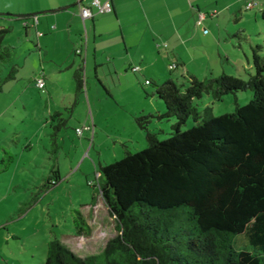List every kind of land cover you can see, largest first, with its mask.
Instances as JSON below:
<instances>
[{
    "label": "rangeland",
    "instance_id": "1",
    "mask_svg": "<svg viewBox=\"0 0 264 264\" xmlns=\"http://www.w3.org/2000/svg\"><path fill=\"white\" fill-rule=\"evenodd\" d=\"M90 2L81 3L90 6ZM248 2L256 4L246 8ZM81 3L65 11L78 15ZM152 3L163 8L161 0ZM167 3L182 12L177 23L185 25V32L191 28L192 34H196L194 42L199 44L196 51L205 56L202 60L208 65V71L201 75L203 62L197 59L191 63L198 78L225 72L246 79L254 73L246 57L250 62L251 46L255 44L260 46L258 53L264 56V0H168ZM197 6L206 14L199 25L195 17ZM211 12L218 14L210 16ZM21 22L13 18L8 21V25H16L4 40V45L13 48V61L0 64V78L11 63L16 62L19 68L16 80L5 82L0 92V264H41L46 258L48 241L55 237L79 256L98 253L105 241L116 234L115 221L99 193L101 166L122 158L127 151L145 148L147 131L155 133L159 140L170 135L175 120L158 117L165 111V105L154 93L155 84L167 78L179 83L185 79L178 75V70H168L169 47L156 46L164 44L162 35L153 33L144 20H139V31L132 40L139 43L145 54L142 58L139 53L142 68L139 80L127 69L128 75L111 87L101 72L97 78L92 71L88 75L90 88L84 75L83 90L74 100V81L67 74L70 68L49 72L48 68H53L49 61L52 55L48 53L45 57L35 50L33 43L26 40ZM111 26L103 19L99 30ZM116 29L115 38L121 39L120 30ZM86 33L82 26L83 38ZM206 35L211 42L206 43ZM101 40L112 39L104 34ZM196 51V58H200ZM40 64L48 73L42 89L32 80V72L37 75L41 72L37 70ZM251 98L252 91L245 90L224 95L220 101L203 95L194 102L198 109L211 105L213 113L220 114L233 111L235 103L242 105ZM56 110L60 115L54 116ZM138 116L146 117L141 120L142 127L136 121ZM192 124L188 118L181 129ZM87 125L92 130L77 132ZM53 143L58 145L55 153ZM57 168L60 179L54 182L52 171ZM77 210L90 226L89 236L76 234Z\"/></svg>",
    "mask_w": 264,
    "mask_h": 264
},
{
    "label": "trees",
    "instance_id": "2",
    "mask_svg": "<svg viewBox=\"0 0 264 264\" xmlns=\"http://www.w3.org/2000/svg\"><path fill=\"white\" fill-rule=\"evenodd\" d=\"M5 17L27 22L35 15ZM10 31L11 26L0 28V64L12 59V46L4 45ZM259 47L251 46L254 73L246 79L225 72L200 79L189 73L181 83L167 78L155 84L154 93L165 105L158 117L175 120L170 135L159 140L147 131L145 148L101 166L99 193L116 234L100 252L85 256L55 237L41 264H264V56ZM170 65V70L177 67ZM17 72L10 64L0 92ZM83 77L79 64L73 72L76 94ZM245 90L252 98L235 103L230 112L214 114L211 105L198 109L194 102L203 95L220 101ZM145 118L136 117L138 125ZM188 118L193 124L182 130ZM52 173L58 181V168ZM76 212L77 236H89V224Z\"/></svg>",
    "mask_w": 264,
    "mask_h": 264
},
{
    "label": "crops",
    "instance_id": "3",
    "mask_svg": "<svg viewBox=\"0 0 264 264\" xmlns=\"http://www.w3.org/2000/svg\"><path fill=\"white\" fill-rule=\"evenodd\" d=\"M72 1L75 0H0V11L31 15L33 12L55 9L67 5ZM100 1L104 2L106 0ZM152 1L154 0H110L112 11L104 13L100 12V15L98 9H93L92 6H88L90 7L92 16L86 18L84 22L81 18L80 10L77 15L70 14L69 11H65L66 9H62L59 11L42 13L41 16L37 15L35 23H32L33 19L28 20L26 22L28 28H25L24 26L26 20H23L20 25L24 28V36L26 40L30 43L32 42L33 45H37L36 47L34 46L35 50L44 54L45 57L48 56V53L52 55L50 56L52 58L49 59V61L53 64V68H48L49 72L52 73L56 70L61 71L64 67H68L70 68L68 71H70L69 73L67 72V74H70V80L72 79V81H74L73 72L80 63L83 67L85 80H87V86L89 85L88 78L90 77L88 75H91L92 71L97 78H99L98 73L101 72V76L107 82L108 86L114 87L120 83L121 77H126L128 75L127 69H131L132 66H138L140 71L142 70L139 66V53L142 58H144L145 54L141 51L139 43L136 44L132 41L134 35L139 31V20H144L148 24L147 27L149 30L153 33H159L165 40V45L157 43L156 46L160 48L163 46L169 47L168 52H166L167 65H170L173 62L177 63V67L172 70L168 69L169 71L178 70V75H180L181 78H184V76L189 73L199 77L193 71L191 63L194 61L196 62L197 59H200V61L203 62L204 60L202 59L205 56H203L200 51H196L197 46L199 45L194 42L196 34H192L191 28H189L188 33H186L184 30L185 25L177 23L182 12L173 9L170 3L168 5V0H161V2H163V8L156 6ZM139 3L142 4L140 8ZM81 5L87 6L83 3H81ZM226 7L223 8L227 9ZM189 10V14L191 15L192 10ZM62 11H64V13H59ZM262 11L264 14V10ZM194 12L192 14H194ZM199 13L202 12H200L199 7L197 6L195 17L197 16L198 22L196 25L200 24ZM215 14H218V12L209 13L210 16ZM10 18L11 17L0 16V28L11 26V29H14L16 25H8ZM191 18H193L192 15ZM103 19H106L112 26L107 29L99 30V28H101L100 23ZM82 26L84 32H87L84 38L82 36ZM116 27L120 30L121 39L115 38L114 33L117 31ZM104 34L106 36H111L112 40H106L105 42L104 40L102 41L101 38H103ZM205 41L206 43L211 42V37L206 35ZM79 47L81 48V51L77 54L75 53V50ZM26 49L30 52V45H27ZM194 51H196V55L200 58H196ZM69 61L70 63L68 66L67 63ZM246 62L247 64L249 63L247 57ZM11 64L18 65L16 62ZM107 64L109 69L106 67ZM201 64L200 72L202 73L201 75H204V73L208 71V65L207 62ZM37 70L43 73L46 86V68L40 64V67H38ZM51 73L49 76H52ZM133 74L139 80V71L135 73L133 72ZM32 75V80L34 81L37 74L36 72H32ZM70 84L72 83L69 81V85ZM88 87L90 88V86ZM79 94L75 93L74 85V100L78 99ZM56 112L59 111L56 110Z\"/></svg>",
    "mask_w": 264,
    "mask_h": 264
},
{
    "label": "built area",
    "instance_id": "4",
    "mask_svg": "<svg viewBox=\"0 0 264 264\" xmlns=\"http://www.w3.org/2000/svg\"><path fill=\"white\" fill-rule=\"evenodd\" d=\"M254 4H256V3L255 2H248L245 7L246 8H249V7H251ZM90 6L95 7V8H97L100 11H106V12L112 11V5H111L110 0H106L104 2H101L100 0H91ZM80 15H81V18H82L83 22H84V20L86 18L91 17L92 16V13H91L90 7H88V6H82L81 5L80 6ZM204 16H205V14L199 13V22H200V20H203L204 19ZM36 20H37V17L35 16L33 18L32 23H35ZM25 25H27L26 22H25ZM80 51H81V48L79 47V48H77L75 50V53L78 54V53H80ZM173 66L174 65H169V68H172ZM131 70L132 71H138L139 70V67L138 66H133V67H131ZM34 81H35V85L38 88L42 89V88L45 87V82H44V77H43V73L42 72L39 73L35 77ZM83 130H92V126L91 125L84 126L82 128L77 129V132L78 133H81Z\"/></svg>",
    "mask_w": 264,
    "mask_h": 264
},
{
    "label": "water",
    "instance_id": "5",
    "mask_svg": "<svg viewBox=\"0 0 264 264\" xmlns=\"http://www.w3.org/2000/svg\"><path fill=\"white\" fill-rule=\"evenodd\" d=\"M83 0H76L75 2L71 3V4H67V5H64V6H61L59 8H55V9H47V10H42V11H36V12H33V14L35 16H37L38 14H42V13H48V12H53V11H59V10H62V9H68L72 6H75V5H79ZM0 15L1 16H12V17H17L18 14L16 13H7V12H1L0 11Z\"/></svg>",
    "mask_w": 264,
    "mask_h": 264
}]
</instances>
